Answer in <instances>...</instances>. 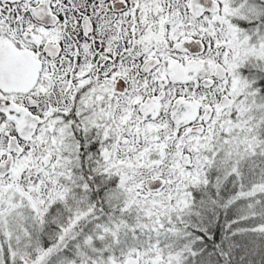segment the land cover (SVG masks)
Returning a JSON list of instances; mask_svg holds the SVG:
<instances>
[{
	"label": "snow or ice",
	"instance_id": "snow-or-ice-1",
	"mask_svg": "<svg viewBox=\"0 0 264 264\" xmlns=\"http://www.w3.org/2000/svg\"><path fill=\"white\" fill-rule=\"evenodd\" d=\"M205 205L264 253V0H0V264H205Z\"/></svg>",
	"mask_w": 264,
	"mask_h": 264
},
{
	"label": "trees",
	"instance_id": "trees-1",
	"mask_svg": "<svg viewBox=\"0 0 264 264\" xmlns=\"http://www.w3.org/2000/svg\"><path fill=\"white\" fill-rule=\"evenodd\" d=\"M234 215L233 210H228L225 213L219 207L205 205L200 209L199 216L193 215L190 218L192 225L206 228L213 237L212 240L205 238L203 244L197 245L198 247L205 248L204 255L200 257V260L204 261L205 264H224L215 249V245L221 243L224 237L231 231V229L227 228V225L234 218ZM190 230L195 231L194 228H190ZM231 264H264V254L252 255L250 252H246L243 246L234 248L231 253Z\"/></svg>",
	"mask_w": 264,
	"mask_h": 264
},
{
	"label": "rangeland",
	"instance_id": "rangeland-1",
	"mask_svg": "<svg viewBox=\"0 0 264 264\" xmlns=\"http://www.w3.org/2000/svg\"><path fill=\"white\" fill-rule=\"evenodd\" d=\"M264 253H262V254H258V255H263Z\"/></svg>",
	"mask_w": 264,
	"mask_h": 264
}]
</instances>
